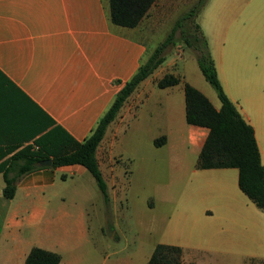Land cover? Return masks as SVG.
Here are the masks:
<instances>
[{
  "label": "crops",
  "instance_id": "0c3cea01",
  "mask_svg": "<svg viewBox=\"0 0 264 264\" xmlns=\"http://www.w3.org/2000/svg\"><path fill=\"white\" fill-rule=\"evenodd\" d=\"M196 22L225 95L254 131L264 165V61L256 67L261 55L254 54L255 47L264 50V37L257 30L264 32V0H208ZM151 53L140 25L127 29L112 24L108 0H0V151L15 149L0 163L25 147L36 151L34 142L50 131L68 146L70 140L81 144ZM253 56V74L246 81L241 65ZM148 78L126 100L96 150L106 185L118 179L117 140L144 106L148 115L168 123L156 137H165L166 144L171 137H183L188 148L198 151L197 159L208 135L207 129L186 124L181 88L183 100L180 96L176 106L173 94L180 84L161 89L164 97L151 100L154 87ZM181 79L187 83L182 73ZM187 84L207 96L205 85ZM211 104L220 108L219 101ZM174 114L180 120L178 133ZM40 163L17 179L11 200L2 196L0 174V264H24L32 248L56 253L60 264H66L61 254L72 247L71 241L88 239L86 211L77 206L75 212L68 211L64 192L69 180H80L88 172L77 164L52 168ZM240 207L253 212L252 220L264 227V211L249 208L247 201H237L239 214ZM259 253L251 259L259 261Z\"/></svg>",
  "mask_w": 264,
  "mask_h": 264
},
{
  "label": "rangeland",
  "instance_id": "374dc122",
  "mask_svg": "<svg viewBox=\"0 0 264 264\" xmlns=\"http://www.w3.org/2000/svg\"><path fill=\"white\" fill-rule=\"evenodd\" d=\"M196 2L156 1L139 24L151 52ZM196 23L195 17L186 21L183 29L194 35ZM257 30L264 37L261 28ZM254 50L256 56L261 55L255 65L259 67L264 61V50ZM254 62L253 56L241 65L246 81L253 74ZM181 73L187 83L205 85L206 97L213 104L218 102L215 92L204 81L193 52L181 43L166 49L164 62L148 78L149 85L154 87L151 100L164 97L163 90L156 86L158 80L174 75L180 80L177 93L173 94L178 107V99L183 95L179 89L183 91L185 83ZM146 108L117 140L115 152L121 156L116 159L118 179L113 185L107 184V208L89 174L64 185L67 210L75 212L76 206L84 209L89 229L88 239L72 240V247L61 254L66 264H148L159 244L181 247V264H264V227L258 219L252 220L255 215L250 216L253 212L246 207H240V214L236 208L237 201H247L248 207L255 209L238 188L237 170L197 169L198 151L188 148L183 137H171L168 144L156 147L154 141L163 137L156 136L168 123L160 116L148 115ZM173 121L178 133L180 120L175 114ZM110 140L111 137L108 144ZM109 181H114L113 174ZM207 211L210 214L204 215V219L202 215ZM256 252H260L259 261L250 257Z\"/></svg>",
  "mask_w": 264,
  "mask_h": 264
},
{
  "label": "trees",
  "instance_id": "16d2710c",
  "mask_svg": "<svg viewBox=\"0 0 264 264\" xmlns=\"http://www.w3.org/2000/svg\"><path fill=\"white\" fill-rule=\"evenodd\" d=\"M110 19L113 25L134 29L147 16L157 0H108ZM208 0H197L186 13L177 19L169 34L161 41L116 94L111 106L98 121L88 138L81 144L70 140L68 146L64 140L55 136L54 131L46 133L34 144L36 151L25 147L0 163V174L4 187L2 196L6 200L14 198L18 178L38 168L40 162L51 160L52 168L81 165L93 178L103 203H109L108 188L100 172L96 150L104 138L108 126L116 119L120 109L137 87L164 62L167 48L181 43L193 52L198 69L204 81L215 92L220 103L216 110L209 100L197 89L183 83L185 100V121L189 126L204 128L208 135L198 155L196 168L236 169L239 190L260 211H264V165L254 137V131L240 116L235 106L225 95L219 82L214 61L211 57L207 40L200 26L196 23L194 35L183 28L186 21L197 18ZM180 84L174 75H165L157 82L158 89L174 87ZM165 137L154 141L156 147L165 144ZM9 149L0 151V160L14 152ZM183 250L180 247L159 244L154 248L148 264H181ZM60 255L39 248H32L24 264H60Z\"/></svg>",
  "mask_w": 264,
  "mask_h": 264
},
{
  "label": "water",
  "instance_id": "95a60500",
  "mask_svg": "<svg viewBox=\"0 0 264 264\" xmlns=\"http://www.w3.org/2000/svg\"><path fill=\"white\" fill-rule=\"evenodd\" d=\"M40 165L42 166H51V161L50 160H46L40 163Z\"/></svg>",
  "mask_w": 264,
  "mask_h": 264
}]
</instances>
